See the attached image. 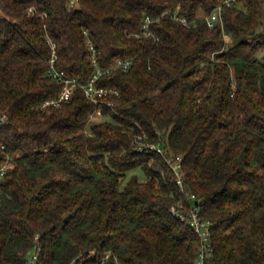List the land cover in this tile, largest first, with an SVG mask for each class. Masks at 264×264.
I'll return each mask as SVG.
<instances>
[{"label":"trees","instance_id":"16d2710c","mask_svg":"<svg viewBox=\"0 0 264 264\" xmlns=\"http://www.w3.org/2000/svg\"><path fill=\"white\" fill-rule=\"evenodd\" d=\"M221 1L0 0V264H28L33 248L43 264H196L200 238L172 210L186 215L191 193L212 223L204 264H264V0L224 5L210 27ZM84 30L113 105L76 87L42 106L62 87L47 37L85 83ZM97 107L110 118L89 124ZM137 167L145 177L125 180Z\"/></svg>","mask_w":264,"mask_h":264},{"label":"built area","instance_id":"2783aa9c","mask_svg":"<svg viewBox=\"0 0 264 264\" xmlns=\"http://www.w3.org/2000/svg\"><path fill=\"white\" fill-rule=\"evenodd\" d=\"M235 0H222L220 3H218L208 14L205 16V20L208 26L212 27L216 23L221 22V10L224 5H231ZM69 5L74 6L77 5V0H69ZM1 6V5H0ZM29 11H32V8H29ZM172 17L176 20H179L182 25L189 26L190 21H188L183 16H177L176 12L172 14ZM152 20L145 16L144 23L142 25L143 30L146 34H149L148 25ZM84 34L86 36V45L88 47L89 51V59L91 60V63L94 67L93 73L88 78V80L85 83H79L76 78L71 77H65L64 72L62 70H59L56 66L57 61V54H56V47L55 43L47 37V42L51 48V54L48 60V67H47V75L54 78L55 80L62 82V87L58 93V96L56 98L46 100L42 106H46L49 104L58 105L61 101L67 100L75 91L76 87H80L85 96L91 100L96 105H100L102 103H107V105L112 106L113 103L107 101L106 96L108 94H117V91L110 88V87H103V86H97L96 80L103 75L104 73L109 71L108 69H103L98 65L97 61V52L96 47L87 34V31L84 30ZM226 34H224V37L226 38ZM130 64V59H118L115 63V67H121L123 69H126ZM98 114L99 116H103L102 111L100 107H97L94 112L91 114V117L93 115ZM141 137V136H138ZM145 146L146 148H152L155 149L157 152L165 154L164 148L160 147L158 143H146L145 145L139 144L137 146V149H142V147ZM166 162L169 164L170 168L175 174L176 181L180 185L181 189L183 190V174L181 171V156L180 155H166L165 157ZM10 166L9 163H4L0 166V182L2 180V177L4 176L6 169ZM188 199L192 201V204L185 215L182 212L177 211L174 207L172 210L176 213L177 216H179L181 219L187 220V222L190 223L193 231L198 235L200 238L201 244L199 246L198 251V258L196 261V264H204V258L206 253L208 252V249L210 248V238H211V222L209 220H205L200 218L199 216V205L195 202L196 196L194 193L188 194ZM27 260L28 264H43L39 259V252L37 249H32L27 252Z\"/></svg>","mask_w":264,"mask_h":264},{"label":"rangeland","instance_id":"374dc122","mask_svg":"<svg viewBox=\"0 0 264 264\" xmlns=\"http://www.w3.org/2000/svg\"><path fill=\"white\" fill-rule=\"evenodd\" d=\"M260 28H261V29H264V15H263V17L261 18ZM226 38H227V40H228L227 42L230 43V42L232 41V39H231L230 36L227 35ZM258 56L261 57V58H264V50H261V51L258 53ZM103 118H107V119H109L110 116H108V115L99 116L98 114H95V115H93V117L90 118V122H89V124H90V123H93V122H96V121H99L100 119H103ZM84 130H85V132H88V131H89V129H88V125L84 128ZM159 146L162 147L161 144H159ZM133 173L136 174L139 178H144V177H145L144 174H143V172H142V170H141L140 168L137 167V168H134V169L129 170V171L126 172L125 180H126L127 178H129Z\"/></svg>","mask_w":264,"mask_h":264}]
</instances>
